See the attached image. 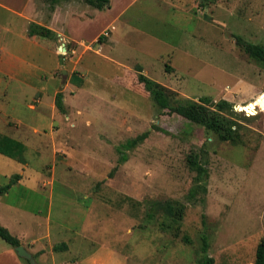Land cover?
<instances>
[{
  "label": "rangeland",
  "instance_id": "rangeland-1",
  "mask_svg": "<svg viewBox=\"0 0 264 264\" xmlns=\"http://www.w3.org/2000/svg\"><path fill=\"white\" fill-rule=\"evenodd\" d=\"M118 2L106 12L58 0L50 26L59 35L43 39L27 30L49 23L48 0H0V135L25 147L22 163L0 155V188L17 174L30 181L0 195V226L13 223L8 232L36 264H200L202 235L213 264H254L264 239V65L236 39L264 45V0H137L110 24ZM137 67L173 104L228 102L222 114L240 141L161 113ZM166 202L185 206L181 220L150 210Z\"/></svg>",
  "mask_w": 264,
  "mask_h": 264
},
{
  "label": "trees",
  "instance_id": "trees-1",
  "mask_svg": "<svg viewBox=\"0 0 264 264\" xmlns=\"http://www.w3.org/2000/svg\"><path fill=\"white\" fill-rule=\"evenodd\" d=\"M48 1L51 4V11H53V6L58 0ZM83 1L91 7L102 11L108 8L110 0ZM27 35L29 37H38L43 39H53L56 36L52 30L35 23L29 24ZM98 41H101V37L98 38ZM236 43L244 48L250 58L255 60L257 63L264 65V45H253L243 42L239 38L236 39ZM135 71L138 83L141 84L144 90L150 95L156 108L161 113L166 112L167 115H177L189 123L202 126L205 130L216 135L217 139L221 142L237 143L240 141L239 132L236 129H232L233 121L222 114V112L228 113L227 110L231 108L228 102L225 100L213 102L207 97H201L197 102L176 101V103L173 104L171 101L172 94L162 87V85L144 75L140 67H137ZM55 107L61 113H64L63 96L61 93H57L55 96ZM147 136L148 132H144L134 138L130 144L135 145L144 141ZM24 150V145L19 141L0 135V155H4L22 163ZM198 171L200 172L201 169L198 168ZM20 179L21 176L18 174L10 177L8 183L0 188V195L7 193L11 186L17 183ZM157 206L159 209H163L165 217H170L174 221L181 220L184 215L185 206L175 205L173 202H166L164 204L153 203L150 210L152 211ZM148 217L151 219L152 214L148 213ZM0 239L12 248L20 246L19 240L12 236L8 230L2 226H0ZM201 240L203 256L200 264H213V259L207 254L208 243L206 236L202 235ZM63 248H65V245L54 247L55 250ZM254 264H264V239L260 241L256 248Z\"/></svg>",
  "mask_w": 264,
  "mask_h": 264
},
{
  "label": "crops",
  "instance_id": "crops-1",
  "mask_svg": "<svg viewBox=\"0 0 264 264\" xmlns=\"http://www.w3.org/2000/svg\"><path fill=\"white\" fill-rule=\"evenodd\" d=\"M116 1H119L118 3H120V2H123V4L124 5H122V6H119V7H123V9L120 11V12H118L117 14H116V17H114L113 18V20L110 22V24H112V23H115V21H117V20H119L122 16H123V14H124V11L127 9V8H129L133 3H135L137 0H116ZM126 1H128L127 2V4H126ZM114 3H115V0H110L109 1V6H108V8H106V9H104L103 11H105L106 10V12H110L112 9H113V6H114ZM55 13H56V10H53L52 11V18H51V20L49 21V23H47V24H45L44 26L45 27H50L51 28V26L50 25H52L51 23H52V20H53V18H54V16H55ZM36 24V23H35ZM38 25H40V24H38ZM43 26V25H42ZM110 27L111 28H113L112 30H114L115 28H114V26L113 25H110ZM110 27H105V29L106 28H110ZM49 29V28H48ZM52 29V28H51ZM50 29V30H51ZM130 33L131 32H133V31H137V30H135V29H133V28H126ZM103 30V29H102ZM52 31L55 33V35L56 36H58L59 35V33L58 32H56L54 29H52ZM20 176H21V179L17 182V183H22V182H24L23 180H25L26 182H30L29 180H27V178L24 176V175H22V174H20ZM31 180V179H30ZM22 181V182H21ZM35 182H37V181H35ZM17 183H15V184H17ZM14 184V185H15ZM14 185H12V186H14ZM11 186V187H12ZM15 216H17L16 214H13V218L15 217ZM17 217H19V216H17ZM3 222V221H2ZM12 222H14L13 220H12ZM10 224H13V223H11V222H9V223H2V226L3 227H5L7 230H9L11 227H10ZM18 224H20V223H18ZM39 225H37V227H38ZM50 226V224L48 223V227ZM22 236H24V235H22ZM16 238H17V236H16ZM23 238V237H22ZM18 239V238H17ZM19 240V239H18ZM19 242H20V240H19ZM36 242H38V241H36V239H34V240H31V242H30V244L32 245V246H35L37 243ZM7 246L6 247H1L2 249L0 250V264H24V262L22 261V259L21 258H19L18 256H17V254L15 253V251H14V248H12V247H10L8 244H6ZM20 246H23L22 244H21V242H20ZM42 250L41 249H39V248H37L36 249V252H37V254H39L40 252H41ZM44 256V254H42V253H40L39 254V259H41V261H42V257Z\"/></svg>",
  "mask_w": 264,
  "mask_h": 264
},
{
  "label": "water",
  "instance_id": "water-1",
  "mask_svg": "<svg viewBox=\"0 0 264 264\" xmlns=\"http://www.w3.org/2000/svg\"><path fill=\"white\" fill-rule=\"evenodd\" d=\"M62 74H65V72H63ZM249 114L253 115L251 113H249ZM14 249H15V253L17 254L18 257L27 260L30 264H36L33 256L28 251H26L22 246H18Z\"/></svg>",
  "mask_w": 264,
  "mask_h": 264
},
{
  "label": "bare ground",
  "instance_id": "bare-ground-1",
  "mask_svg": "<svg viewBox=\"0 0 264 264\" xmlns=\"http://www.w3.org/2000/svg\"><path fill=\"white\" fill-rule=\"evenodd\" d=\"M248 107H249L250 109H253V108H254V104H253V103H250V104H248V106L243 107L242 109H243L244 111L248 112V111H249V110H248V109H249Z\"/></svg>",
  "mask_w": 264,
  "mask_h": 264
},
{
  "label": "built area",
  "instance_id": "built-area-1",
  "mask_svg": "<svg viewBox=\"0 0 264 264\" xmlns=\"http://www.w3.org/2000/svg\"><path fill=\"white\" fill-rule=\"evenodd\" d=\"M104 35H106V36H107V33H106V32H104Z\"/></svg>",
  "mask_w": 264,
  "mask_h": 264
}]
</instances>
